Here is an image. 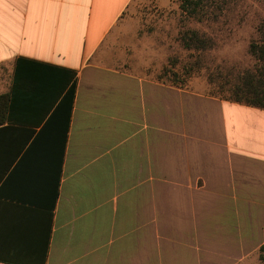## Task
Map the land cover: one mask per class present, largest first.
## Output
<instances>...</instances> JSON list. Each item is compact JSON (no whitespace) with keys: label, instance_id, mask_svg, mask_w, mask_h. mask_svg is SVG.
<instances>
[{"label":"crops","instance_id":"1","mask_svg":"<svg viewBox=\"0 0 264 264\" xmlns=\"http://www.w3.org/2000/svg\"><path fill=\"white\" fill-rule=\"evenodd\" d=\"M132 1L0 0V96L52 69L0 127V264L264 263V111L126 69Z\"/></svg>","mask_w":264,"mask_h":264},{"label":"rangeland","instance_id":"2","mask_svg":"<svg viewBox=\"0 0 264 264\" xmlns=\"http://www.w3.org/2000/svg\"><path fill=\"white\" fill-rule=\"evenodd\" d=\"M180 2L132 1L122 16L127 23L113 32L111 44L125 51L130 71L138 68L201 97L227 101L230 86L254 65L248 46L264 22V0H208L193 15L184 14ZM190 31L207 38L209 46L185 49L180 37Z\"/></svg>","mask_w":264,"mask_h":264},{"label":"trees","instance_id":"3","mask_svg":"<svg viewBox=\"0 0 264 264\" xmlns=\"http://www.w3.org/2000/svg\"><path fill=\"white\" fill-rule=\"evenodd\" d=\"M208 0H182L179 8L186 15H193L202 3ZM182 45L187 50H204L209 46V40L195 31H190L181 35ZM248 53L254 62V65L246 69L237 80L230 86L227 101L237 104H244L258 110L264 111V22L259 24L257 29V39L252 40L248 46ZM52 71L49 67L34 62L18 60L16 62L13 88L9 94L0 96V127H2L11 118L13 112V102L17 97L19 90H24L31 94L30 86L33 85L30 76L32 73L37 74L42 80L47 82V72ZM46 75V76H45ZM56 81L57 92L55 99H60L53 108V118H58L60 122L64 120L65 128L63 129V138L70 118L72 102L75 94V84L71 80L68 72L57 73L54 76ZM62 91V93H60ZM48 96V93H47ZM51 99V94L49 95ZM51 102V100H50ZM52 104V103H50ZM54 199L57 197V191L54 193ZM261 262H264V246L260 249ZM264 264V263H262Z\"/></svg>","mask_w":264,"mask_h":264}]
</instances>
